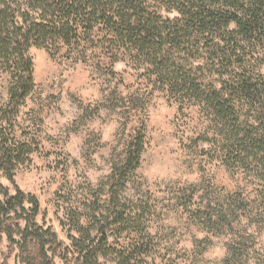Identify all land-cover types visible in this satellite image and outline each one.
<instances>
[{
  "label": "trees",
  "instance_id": "trees-1",
  "mask_svg": "<svg viewBox=\"0 0 264 264\" xmlns=\"http://www.w3.org/2000/svg\"><path fill=\"white\" fill-rule=\"evenodd\" d=\"M33 47L110 75L117 62L130 63L179 112L196 109L195 147L205 146L203 154L245 185L226 209L208 204L194 218L205 230L234 237L230 219L238 212L253 223L264 219V0H0V70L9 78L7 100L0 101V173L13 189L0 183L5 259L156 264L159 248L147 227L148 206L122 195L141 163L143 130L111 166L107 202L104 191H92L66 209L67 223H60L68 228V246L47 226L37 197L16 185V172L38 151L34 136L15 131L19 110L35 91ZM237 239L223 264H245L247 250Z\"/></svg>",
  "mask_w": 264,
  "mask_h": 264
},
{
  "label": "rangeland",
  "instance_id": "rangeland-1",
  "mask_svg": "<svg viewBox=\"0 0 264 264\" xmlns=\"http://www.w3.org/2000/svg\"><path fill=\"white\" fill-rule=\"evenodd\" d=\"M29 55L35 91L20 108L15 131L34 136L38 151L29 166L16 172L15 182L37 197L47 226L64 246L69 245L68 228L60 222L67 223L66 209L78 207L92 191H104L102 201L107 202L111 166L123 159L126 144L143 130L141 163L122 195L150 209L146 223L159 247L156 264H223L237 238L247 250L245 264H264V219L253 223L238 212L230 219L234 237L225 229L205 230L194 218L208 204L226 209V200H235L245 185L241 176H232L203 154L205 146L195 147L192 139L200 123L196 109L185 106L179 112L127 62L114 64L110 75L90 64L65 61L61 54L51 59L44 49L33 47ZM8 85L0 70L2 103ZM0 183L13 193L1 173ZM42 218L38 216L39 223ZM7 252L3 240L0 264H16L14 254L5 259Z\"/></svg>",
  "mask_w": 264,
  "mask_h": 264
}]
</instances>
